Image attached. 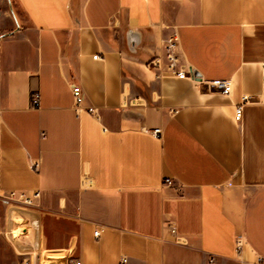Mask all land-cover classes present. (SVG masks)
Instances as JSON below:
<instances>
[{"label":"crops","instance_id":"1","mask_svg":"<svg viewBox=\"0 0 264 264\" xmlns=\"http://www.w3.org/2000/svg\"><path fill=\"white\" fill-rule=\"evenodd\" d=\"M173 31L228 96L146 67ZM263 68L264 0H0V193L41 192L0 204V264L264 257Z\"/></svg>","mask_w":264,"mask_h":264},{"label":"built area","instance_id":"2","mask_svg":"<svg viewBox=\"0 0 264 264\" xmlns=\"http://www.w3.org/2000/svg\"><path fill=\"white\" fill-rule=\"evenodd\" d=\"M163 52L161 56L154 57L146 67L152 69L156 72V76L159 78L168 76L183 80H188L195 85H203L208 90H214L222 95L228 96L232 91L231 80H214L205 81L200 73L188 62L184 61L181 57L180 52V40L177 31H173L167 38L163 41ZM97 59V56L95 57ZM262 76L264 78V68L262 70ZM73 96L75 99V104L77 108L82 106L84 97L83 90L80 86H74L72 89ZM34 104L36 107L39 106L38 98L35 97ZM243 105H238L235 108V121L240 122L243 118ZM88 110L91 113H95L93 107H89ZM151 133L157 137L161 138L163 131L161 128L154 129ZM40 165V160L31 163V167L34 170H38ZM166 184L168 186H174L173 181L167 180ZM41 197L40 191H8L6 193H0V204L6 207H18V208H32L37 207L39 199ZM169 230L173 236L176 238V243L185 244L183 239L178 236L176 232V227L174 224L169 226ZM100 231H95V237H99ZM245 245L244 238L238 236L236 239V250L241 252ZM68 264V263H67ZM73 264H82L79 260H75ZM119 264H131L128 256L123 255L120 258ZM205 264H224L219 261L216 255L210 254L208 256L207 262ZM234 264H264V257L258 256L254 261H240Z\"/></svg>","mask_w":264,"mask_h":264},{"label":"rangeland","instance_id":"3","mask_svg":"<svg viewBox=\"0 0 264 264\" xmlns=\"http://www.w3.org/2000/svg\"><path fill=\"white\" fill-rule=\"evenodd\" d=\"M20 226V228L23 226V225H19Z\"/></svg>","mask_w":264,"mask_h":264}]
</instances>
